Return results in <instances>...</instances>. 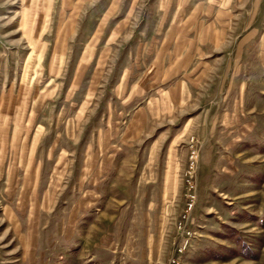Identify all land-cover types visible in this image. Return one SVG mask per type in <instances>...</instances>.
<instances>
[{
  "label": "rangeland",
  "instance_id": "1",
  "mask_svg": "<svg viewBox=\"0 0 264 264\" xmlns=\"http://www.w3.org/2000/svg\"><path fill=\"white\" fill-rule=\"evenodd\" d=\"M174 255L264 264V0H0V264Z\"/></svg>",
  "mask_w": 264,
  "mask_h": 264
},
{
  "label": "built area",
  "instance_id": "2",
  "mask_svg": "<svg viewBox=\"0 0 264 264\" xmlns=\"http://www.w3.org/2000/svg\"><path fill=\"white\" fill-rule=\"evenodd\" d=\"M184 249H185V247L181 246L177 249V252L182 253V252H184ZM180 263H181L180 258H177L175 255L168 262V264H180Z\"/></svg>",
  "mask_w": 264,
  "mask_h": 264
}]
</instances>
